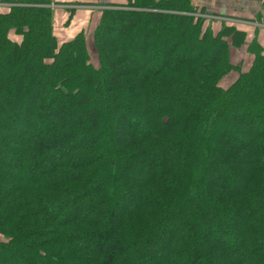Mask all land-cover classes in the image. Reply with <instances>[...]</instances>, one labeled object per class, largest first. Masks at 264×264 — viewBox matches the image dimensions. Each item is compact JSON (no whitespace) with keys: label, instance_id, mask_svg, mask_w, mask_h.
<instances>
[{"label":"trees","instance_id":"1","mask_svg":"<svg viewBox=\"0 0 264 264\" xmlns=\"http://www.w3.org/2000/svg\"><path fill=\"white\" fill-rule=\"evenodd\" d=\"M6 1L24 6L0 14V264H264V50L244 71L246 33L129 0L96 69L51 0Z\"/></svg>","mask_w":264,"mask_h":264},{"label":"crops","instance_id":"2","mask_svg":"<svg viewBox=\"0 0 264 264\" xmlns=\"http://www.w3.org/2000/svg\"><path fill=\"white\" fill-rule=\"evenodd\" d=\"M5 1L6 0H0V3ZM70 1L71 3L80 4L81 8H79V10L74 14L68 15L69 17L67 16V12L59 11L58 9L54 12L53 26L55 34L56 28L61 23V20H66L67 18V20L71 21L70 23H72L69 25L70 27L68 26V28H65L66 33H64V39L56 36L61 43H66L72 40L80 32L86 33L85 26L88 21L93 20L95 15L92 10H94L99 5L105 4L107 2H109V4L124 5L128 3L129 0ZM192 3L194 7L213 15L217 20L221 19L212 25V29L215 33L219 32L223 26H228L227 22H229L230 25H233L237 30L246 33V44L240 50H231L232 61H246L247 59L253 61L254 56L247 52L248 47L252 43H257L260 48L264 50V0H192ZM9 12L10 8L7 6H0V14ZM217 17H219V19ZM233 20L237 21L238 24H235L236 22L234 23ZM67 30L69 32H67Z\"/></svg>","mask_w":264,"mask_h":264},{"label":"rangeland","instance_id":"3","mask_svg":"<svg viewBox=\"0 0 264 264\" xmlns=\"http://www.w3.org/2000/svg\"><path fill=\"white\" fill-rule=\"evenodd\" d=\"M128 3L124 4V5H118V4H109V2L99 5L98 7H96L94 10H92L94 12V18L91 21H88V23L85 26V30H86V38H87V47H88V52L90 54V57L92 58V62L95 64L96 69L101 68L102 65H100V58H99V54L98 51L96 49L95 46V31L96 29L99 27L100 21L104 15L105 11H111V10H117V11H126V10H130L131 8H129L127 6ZM7 6L8 8H13L15 6H24L22 4H16V3H12L9 1H5V2H1L0 6ZM45 7V5H43ZM81 5L78 3H71L70 0H51V4L48 6V8H50L53 13L55 12V10H59V11H64L67 12V16L70 14H74L75 12H77L79 10V8ZM194 7V6H193ZM135 11H141L140 9H137ZM2 14H6V13H2ZM63 14V13H62ZM188 16L193 17L195 19L198 20H203L204 21V26L205 27H213L212 25L215 24L216 21H220L221 19H219V17H217L219 20L216 19V17H214L211 14L206 13L205 11H201L200 9L194 7V10L192 12L186 13ZM69 17V16H68ZM71 17V16H70ZM71 19V18H70ZM67 20V18H66ZM66 20H61L59 24V26L56 28V34L54 31V34L56 36H59V38H63L64 39V33H66L65 28H68L69 25H71L72 23H70L71 21H66ZM53 21H54V17H53ZM66 21V22H65ZM233 22L235 24H238L237 21ZM232 23V22H231ZM54 25V24H53ZM228 27H233L235 28L233 25H230L229 22H227ZM70 27V26H69ZM213 30V29H212ZM67 32H69L67 30ZM11 39H13L14 41H20V38L14 34H11ZM62 41V39H61ZM233 60L232 63L233 65H238L240 60ZM245 61V60H244ZM252 61H250L249 59H247L244 62L243 65V70L247 71L250 67V65ZM238 78V74L237 73H231L228 77H226L222 82H221V87L223 88H228L229 86H231L235 80ZM256 129L254 128L252 130V132L250 134L254 135L256 134ZM252 135H249V137H246L245 141H250Z\"/></svg>","mask_w":264,"mask_h":264}]
</instances>
